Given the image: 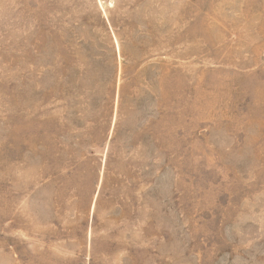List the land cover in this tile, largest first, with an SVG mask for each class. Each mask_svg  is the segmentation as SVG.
Here are the masks:
<instances>
[{
    "label": "rangeland",
    "instance_id": "obj_1",
    "mask_svg": "<svg viewBox=\"0 0 264 264\" xmlns=\"http://www.w3.org/2000/svg\"><path fill=\"white\" fill-rule=\"evenodd\" d=\"M0 264H264V0H0Z\"/></svg>",
    "mask_w": 264,
    "mask_h": 264
}]
</instances>
